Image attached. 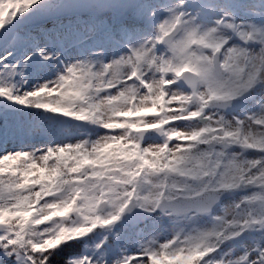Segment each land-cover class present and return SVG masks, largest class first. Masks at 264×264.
<instances>
[{
	"label": "snow or ice",
	"instance_id": "obj_1",
	"mask_svg": "<svg viewBox=\"0 0 264 264\" xmlns=\"http://www.w3.org/2000/svg\"><path fill=\"white\" fill-rule=\"evenodd\" d=\"M0 264H264V0H0Z\"/></svg>",
	"mask_w": 264,
	"mask_h": 264
}]
</instances>
